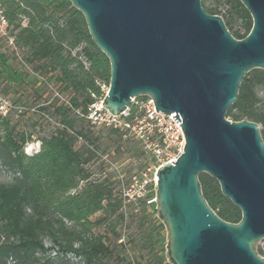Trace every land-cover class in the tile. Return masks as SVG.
<instances>
[{"label": "water", "instance_id": "1", "mask_svg": "<svg viewBox=\"0 0 264 264\" xmlns=\"http://www.w3.org/2000/svg\"><path fill=\"white\" fill-rule=\"evenodd\" d=\"M108 59L102 107L125 112L147 96L156 112L175 114L185 145L156 171L155 211L166 230L168 264H264V143L258 124L225 118L240 83L264 70V0H239L252 28L235 39L201 0H67ZM178 123V121H177ZM214 178L241 212L221 220L201 193L200 174Z\"/></svg>", "mask_w": 264, "mask_h": 264}, {"label": "trees", "instance_id": "2", "mask_svg": "<svg viewBox=\"0 0 264 264\" xmlns=\"http://www.w3.org/2000/svg\"><path fill=\"white\" fill-rule=\"evenodd\" d=\"M1 3L22 60L35 71L52 73L68 104L59 101L51 106L54 129L37 138L39 147L32 154H25L24 146L33 135L11 124L12 114L0 119V166L8 174L0 181V264H61L69 258L80 264H168L165 251L154 247L158 240L152 230L142 236L150 246L146 261L142 255L128 259L118 243L124 208L137 203L145 210L155 199L154 191L124 204L111 179L92 168L100 147V135L94 130L103 128L92 126L86 116L89 107L105 96L110 64L91 40L83 15L67 0ZM201 5L209 15L221 17L235 39L249 34L252 18L239 0H201ZM0 60L14 78L20 77L3 54ZM260 90L264 70L253 69L242 79L225 118L258 124L264 143ZM47 109L37 107V113L19 115L50 121ZM109 130L123 136L119 130ZM198 179L210 209L221 220L238 223L241 212L222 195L218 182L204 173ZM150 204L156 233L164 231L154 202ZM256 251L264 256L260 246Z\"/></svg>", "mask_w": 264, "mask_h": 264}, {"label": "rangeland", "instance_id": "3", "mask_svg": "<svg viewBox=\"0 0 264 264\" xmlns=\"http://www.w3.org/2000/svg\"><path fill=\"white\" fill-rule=\"evenodd\" d=\"M0 54H3L7 58V64L12 70L21 74L20 77L14 78L4 68L0 60V93L9 98L15 106L44 107L48 108L47 110L51 114V106L53 104L68 98L67 94L59 92V87L55 83L52 73L43 74L26 65L23 60L22 63L3 41H0ZM20 58L22 59V55H20ZM29 71L35 74L38 72V76H34ZM258 95L262 100L260 107L264 108V90H260ZM12 115L11 124L18 130L33 135L32 141L24 146L25 154H32L38 149L39 142L37 138L52 131L56 122L54 114L48 115L49 119L51 117L50 121L42 120L36 116ZM94 131L100 135V147L98 151L99 160L96 161L92 168L96 172H102L103 176L109 177L113 182L115 194L121 196L123 187L129 184L133 178L139 177L140 173L144 170L147 162L150 160L149 156L144 153L139 142L131 137L122 136L119 138L117 135L112 134L109 129H95ZM7 178L8 174L0 166V181H4ZM150 189L149 192L153 190L155 193V186L153 184ZM151 209V204L149 205L148 202L145 210L137 203L129 204L124 208L125 219L117 229L121 235L118 243L125 247L128 259H132L133 255L137 258L142 255L145 261L148 260L150 246L143 243L142 236H146L149 230H152L153 234L157 236L158 241L154 243V247L158 250L162 248L165 251L166 230L164 229V231L156 233V223ZM61 264L80 263L77 260L69 258Z\"/></svg>", "mask_w": 264, "mask_h": 264}, {"label": "built area", "instance_id": "4", "mask_svg": "<svg viewBox=\"0 0 264 264\" xmlns=\"http://www.w3.org/2000/svg\"><path fill=\"white\" fill-rule=\"evenodd\" d=\"M1 2L2 0H0V41L7 44L14 56L23 63ZM26 69L28 70L27 66ZM29 73L38 76L31 71ZM107 89L103 88L105 94ZM56 95L60 98L58 94ZM62 102L68 104L64 99ZM36 110L37 107L15 106L9 98L0 93V119L10 114L37 113ZM174 116L175 114L156 112L153 100L147 96L132 99L131 106L116 116L102 107V100L89 107L86 119L92 126L119 130L124 137L128 136L139 142L144 153L149 156L150 160L139 177L133 178L123 187L121 197L124 204L144 198L152 184L155 186L157 169L164 164L175 162L183 152L185 140L181 122L179 119L175 120ZM151 202H154V199L148 201V204Z\"/></svg>", "mask_w": 264, "mask_h": 264}]
</instances>
